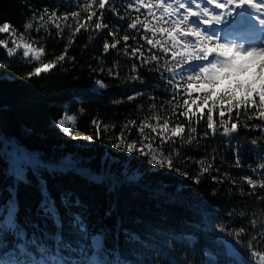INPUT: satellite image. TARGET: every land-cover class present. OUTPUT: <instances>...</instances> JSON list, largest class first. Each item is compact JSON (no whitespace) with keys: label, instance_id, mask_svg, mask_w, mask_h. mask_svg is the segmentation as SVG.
Masks as SVG:
<instances>
[{"label":"snow or ice","instance_id":"snow-or-ice-1","mask_svg":"<svg viewBox=\"0 0 264 264\" xmlns=\"http://www.w3.org/2000/svg\"><path fill=\"white\" fill-rule=\"evenodd\" d=\"M126 5V11L136 13L134 17L117 16L118 25L112 27L108 22V14L116 8L115 0H74L79 10L65 11L58 15L56 10L34 12L23 25V31L15 29L9 22L0 24V34L7 33L11 39H0L8 58H22L28 62H36L26 76H40L51 69L74 60L67 55L70 47L77 38V34L95 32L102 37H111V42L104 39L103 54L117 49L123 42L125 57L140 62V66H150L148 71L159 74L163 90L169 99L161 104L164 109L161 114L156 103H151L147 114L137 123L136 119H129L121 125L120 132L106 140L115 149L127 153H137L144 157L149 164L160 168L167 167L180 177L200 183V177L212 172L213 182L236 185L237 180L232 174L216 167L213 163L216 157L195 159L191 156L183 157L182 150L193 145L200 147L201 140H208L220 136L227 141L226 147L234 149L235 163L233 167L242 168L239 150L243 143L253 146L256 166L248 165L253 174H243L239 180L244 182L250 191L238 189L240 196H254L264 203V195H257V189L264 190V60L253 64L257 56L264 55V46L252 47L244 51L241 45L234 42H221L211 29L221 25L226 17L233 16L237 9L247 6L256 14L254 19L264 26V0H121ZM142 9L144 12L142 13ZM82 13L84 15H82ZM114 14V13H113ZM143 16V18H141ZM95 17V19H93ZM71 21V22H70ZM119 22H124L123 27ZM49 26L55 28V35L64 37L68 32L67 46L54 59L44 61L45 47L40 46L31 33H39L42 29L52 35ZM123 27V35H120ZM141 32L143 33L141 35ZM28 33V35H25ZM139 37V39L137 38ZM95 37L89 36V41ZM133 44H129V41ZM88 45H85L87 47ZM147 47V55L143 49ZM129 49L131 51L129 52ZM231 50L232 55L222 52ZM171 56V64L167 59ZM161 56H164L161 65ZM238 57H246L237 62ZM100 67L89 65L93 72L107 71L110 76H119L121 65L116 62L113 66H106L102 57H95ZM0 63V67H6ZM163 68V71L161 70ZM67 70V69H65ZM223 72V78L229 76L248 77L256 73V80L260 82L255 87L246 83L243 95L235 91H222L215 97L212 89H200L201 83L215 84L211 79L218 72ZM124 83L145 80L138 74V65L132 63ZM8 79V77H4ZM106 88L102 79H95L94 88ZM236 87L240 84L237 82ZM171 92H168V89ZM193 93L197 95L193 98ZM147 95L146 92L136 91L127 96V101H135L138 97ZM155 100L154 95L148 96ZM199 101V103H197ZM115 104L122 100L113 101ZM196 106L193 111L192 106ZM143 105L138 108L143 110ZM207 108L206 129L199 133V125L205 120L203 110ZM170 110V115H169ZM235 110V117L233 111ZM83 111V110H81ZM218 112L219 120L214 121L213 112ZM200 113V116H197ZM225 113H228L225 119ZM244 119L241 120L240 118ZM183 118V119H181ZM236 121H240L239 125ZM258 121V122H254ZM252 122V123H250ZM55 125L66 136L73 140H86L89 143L100 139L101 121L94 118L91 124L95 127V134L86 136L73 135L72 130L78 126L77 115L65 114L54 121ZM116 125L103 124L105 133ZM136 129L138 138L132 137V130ZM241 128L245 132H257L258 135L246 139L243 143L237 138ZM216 151L215 148L212 149ZM189 161L197 166L192 175L186 166ZM223 162V157H221ZM110 162L107 167L95 171L88 165L90 159L74 153L60 156H47L40 149L29 148L13 136H7L0 131V264H264V210L253 213L248 226L238 224V219L247 213L243 210L237 213L233 208L223 216L212 218L213 209L207 204L197 205L201 219L197 223L188 224L192 231L177 232L172 227L145 226L143 233L123 229L124 247L119 244L121 222H116L114 244L112 230L107 227L96 228L91 225L82 209L85 207L79 197L72 199V193L63 191L59 195V204L49 188L48 178L75 175L89 183L105 185L108 191H115L125 183L138 182L141 176L138 172H129V165L117 175L111 169V163L117 162L109 153H105L102 164ZM153 169H149L152 171ZM21 187L35 188L40 200L36 208V216L43 221L29 223L20 216L19 193ZM160 183L155 188V194L170 202L186 203L192 207V195H184V186L175 187ZM231 193L232 189L229 188ZM5 193L7 195H5ZM217 189H213L216 195ZM64 208L62 215L60 208ZM73 209H80L74 211ZM31 211V209H27ZM106 215L111 216L110 210ZM136 224L143 223L137 218ZM203 235V240L199 234ZM181 253L180 258L177 252ZM153 253L155 255H153ZM199 257V258H197Z\"/></svg>","mask_w":264,"mask_h":264},{"label":"trees","instance_id":"trees-1","mask_svg":"<svg viewBox=\"0 0 264 264\" xmlns=\"http://www.w3.org/2000/svg\"><path fill=\"white\" fill-rule=\"evenodd\" d=\"M115 3L116 8L108 14V22L112 27L118 25L117 16L124 15L126 18H131L136 15L131 10L126 11V5L121 0H115ZM45 7L49 11L56 10L58 15L65 11L79 10L74 0H0V24L9 22L15 29L23 31V25L28 18L34 12H43ZM129 13H131V17ZM82 15L84 14L82 13ZM119 24L126 27L124 22H119ZM123 27H121L120 35H123ZM49 31L52 35H48L43 29L39 33L35 31L31 33L38 40L39 45L45 47L43 56L45 62L64 52L67 46V30H65L64 37L56 36V30L51 26H49ZM90 35L95 37L93 41H89ZM105 38L111 42V37H102L95 32L86 33L81 30V34H77L74 43L68 47L67 55L74 57V60L64 62L48 73H41L40 76L31 78H27L26 74L32 70L33 66H38L36 62L30 63L20 56L8 58L5 50L0 47V63L7 65L0 67V131H3L7 136L18 138L22 144L29 148L40 149L47 156L58 157L71 152L90 159L88 166L95 171L107 167L110 163L102 164L103 157L107 152L117 161L111 163V169L117 175L124 170V165L128 164L130 173L138 172L141 176L138 182L125 183L111 192L105 185L92 184L71 174L55 178L49 177V188L57 199V203L59 204V195L63 191L71 192L73 200L79 197L85 206L82 211L90 224L96 228L104 226L112 230L113 238L109 241L110 244L117 242L115 240L116 222L120 220L121 234L118 242L121 247H124L123 229L125 228L143 233L145 226L151 224L153 227H172L177 232L192 231L187 226L200 221L201 216L196 207L199 204L206 203L210 209L214 210L212 212L213 219L216 216H223L235 208L237 213L241 210L247 213L244 218H237L234 214V218L238 219L237 226L240 224L248 226L247 221L254 218L253 213L257 214L256 218L259 223L258 216L264 210V203L258 201L254 196L245 195L242 197L238 191L241 187L245 192L250 191L248 186L239 180V176L245 173L253 174L248 165L255 167L257 161L253 146L243 142L257 136V132H245L242 128L240 130L237 139L243 143L239 150L242 168L233 167L235 151L227 148V141L220 136L209 138L206 141L201 140L199 149L193 145L182 150L183 157L191 156L195 159L204 157L210 159L215 155L214 165L220 167L222 171H229L232 177L237 180L236 185L229 183L221 185L213 182L211 176L220 175L216 172L201 176L200 183L197 184L194 180L180 177L167 167L160 168L149 164L144 157L137 153L130 154L113 148L110 143H105L106 140L114 138L120 132L121 125L127 120L136 119L139 123L147 114L151 103H156L160 109L161 104H166L171 99L163 90V84L157 89L156 85L160 82L158 73L148 71L150 66L142 67L138 60L125 57L123 52L119 51L123 48V42L117 45V49L103 54L102 43ZM137 38L139 39V37ZM0 39H11V37L5 33L0 34ZM128 43L133 44V41L130 40ZM85 45L88 46L85 47ZM147 47L143 49L146 55L148 54ZM130 51L131 49H129ZM95 57H102L105 60V65L109 67L119 62L121 65L120 75L118 77L110 76L107 71L93 72L89 65L95 68L100 67ZM164 59L165 57L161 56V65H163ZM167 59L171 64L170 54ZM132 63L138 65V74L145 80L144 84L123 82L125 77L131 74L129 68ZM161 70L163 71V68ZM4 77H8V79ZM95 79H102L107 87L97 91L91 89L90 86ZM136 91L146 92L147 95L138 97L135 101H127V96ZM168 92H171L170 88ZM149 95H154L155 100H149ZM196 95L193 93V98ZM115 100H122L123 103L115 104L113 103ZM141 104L144 106L143 110L138 108V105ZM192 108L193 111L196 110L195 105ZM160 111L163 114L164 109H160ZM203 112L205 120L200 123L198 128L201 135L206 129L207 108ZM64 113L78 116V126L72 130L73 135L77 136L94 135L95 127L91 121L94 118L101 121L100 139L89 143L86 140H73L70 136L64 135L54 123ZM197 116L199 117L200 113H197ZM227 116L228 113H225L224 118L227 119ZM233 116L235 117V110ZM213 117L214 121H218V112L214 111ZM234 122H237L238 125L240 123L235 119ZM103 124H115L116 127L110 128L105 133ZM131 138H138L135 128L132 130ZM213 148L216 149L215 152L212 151ZM221 157H223V162ZM184 167L192 175H195L197 169L195 164L189 161ZM149 169L153 170L149 171ZM160 183L171 185L169 191L183 185L184 195L193 196L192 207L186 203L170 202L158 197L155 194V188ZM229 188L232 189L231 193L228 192ZM213 189H217L216 195H213ZM5 195L7 194L5 193ZM257 195H264V190L257 189ZM39 200L40 196L35 188L21 187L19 193L21 218L27 219L29 223L38 222L43 226V221L35 214ZM27 209H31V211L29 212ZM110 210L112 215H106ZM60 212L63 215L65 209L61 207ZM137 218L143 223L136 224ZM199 235L203 240L204 234ZM153 255L155 254L153 253ZM180 256L181 253L178 251L177 257L180 258Z\"/></svg>","mask_w":264,"mask_h":264},{"label":"clouds","instance_id":"clouds-1","mask_svg":"<svg viewBox=\"0 0 264 264\" xmlns=\"http://www.w3.org/2000/svg\"><path fill=\"white\" fill-rule=\"evenodd\" d=\"M223 55H232V51L226 50L222 52ZM240 59H246V57H238L237 62H239ZM264 60V55L262 56H257L253 60V64H259L260 61ZM251 77V80L248 77H237L235 75L229 76L227 79L223 78V72L220 71L218 74H215L211 79H214L216 81L215 84L211 83H201L200 89L202 90H207L209 88L212 89V96L215 97L218 95L220 92L228 90V91H235L237 95H243V87L246 83H252V81H255V83H252V86L255 87L256 84H258L260 81L256 80V73H250L249 74ZM240 84V87H236V83Z\"/></svg>","mask_w":264,"mask_h":264},{"label":"rangeland","instance_id":"rangeland-1","mask_svg":"<svg viewBox=\"0 0 264 264\" xmlns=\"http://www.w3.org/2000/svg\"><path fill=\"white\" fill-rule=\"evenodd\" d=\"M9 40H10V39H9ZM223 42H225V41H223ZM18 56L22 57V54H21V55H18ZM65 114H67V113H64L63 115H65ZM63 115H62V116H63ZM68 115H69V114H68ZM77 117H78V116H77Z\"/></svg>","mask_w":264,"mask_h":264},{"label":"bare ground","instance_id":"bare-ground-1","mask_svg":"<svg viewBox=\"0 0 264 264\" xmlns=\"http://www.w3.org/2000/svg\"><path fill=\"white\" fill-rule=\"evenodd\" d=\"M261 33L259 32V37H261V35H260Z\"/></svg>","mask_w":264,"mask_h":264}]
</instances>
